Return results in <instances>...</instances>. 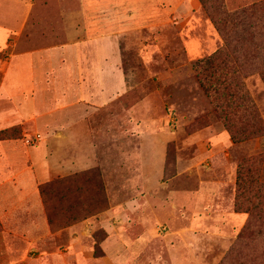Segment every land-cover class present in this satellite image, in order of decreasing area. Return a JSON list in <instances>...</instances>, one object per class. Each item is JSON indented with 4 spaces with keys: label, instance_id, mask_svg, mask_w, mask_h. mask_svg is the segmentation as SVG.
I'll return each mask as SVG.
<instances>
[{
    "label": "rangeland",
    "instance_id": "obj_1",
    "mask_svg": "<svg viewBox=\"0 0 264 264\" xmlns=\"http://www.w3.org/2000/svg\"><path fill=\"white\" fill-rule=\"evenodd\" d=\"M151 8L132 23L133 9L124 8L126 21L108 33L118 36L121 93L102 107L89 103L83 117L67 110L70 142L62 132L38 146H50L54 174L39 187L68 181L69 189H49V217L41 196V214L0 224L8 252L22 253L28 240L32 259L1 264H264V0ZM50 9L3 58L66 30V18ZM226 39L229 51L212 60ZM75 90L68 99L86 95ZM18 131L0 140L24 137ZM38 132H27L28 146L49 140Z\"/></svg>",
    "mask_w": 264,
    "mask_h": 264
},
{
    "label": "crops",
    "instance_id": "obj_2",
    "mask_svg": "<svg viewBox=\"0 0 264 264\" xmlns=\"http://www.w3.org/2000/svg\"><path fill=\"white\" fill-rule=\"evenodd\" d=\"M53 1L0 0V133L19 128L18 133L24 136L0 140V224L4 228L11 222L17 223L20 215L41 214L39 185L54 174L49 162L50 146L39 149L38 146L52 142L55 135L62 132L68 135L65 138L70 142L75 118H65L66 111H77L75 108H78L81 110L78 116L83 117L91 109L89 103L105 106L110 98L122 91L123 76L119 61L114 57L119 53L114 40L118 36L108 33L126 21L124 8L133 9L127 22L145 21L153 13L152 8L148 9L149 5L156 2L171 5L174 0H73L74 5L66 4L69 0ZM42 8H51L48 12L53 17L66 18V30L54 29L46 36H40L45 47L3 58L2 54L10 46L29 41L26 33L33 22L43 20ZM53 17L51 19L55 21L56 17ZM60 35L67 43L55 44ZM15 38L18 42L10 45ZM40 55L43 60L37 62L34 57ZM25 60H28L27 64ZM43 61L47 66L42 67ZM24 70L28 71L33 87L29 91L23 79L26 76ZM73 87L76 93L82 91L86 95H76V100L68 99ZM39 130L46 132L49 140L42 137L36 146H28L25 136L31 132L39 133ZM22 242L29 245L28 249L11 254L8 252L12 251L10 239L0 238V264L31 261V245L28 240ZM36 257L42 260L44 255Z\"/></svg>",
    "mask_w": 264,
    "mask_h": 264
},
{
    "label": "trees",
    "instance_id": "obj_3",
    "mask_svg": "<svg viewBox=\"0 0 264 264\" xmlns=\"http://www.w3.org/2000/svg\"><path fill=\"white\" fill-rule=\"evenodd\" d=\"M254 7H257V6H254ZM229 47H231V44L229 42V39H226V41L224 42V46L222 49L220 50H217L216 53L214 55H216V57L212 60L214 61H217L218 59H220L221 57H223L228 51H229ZM5 133H7L5 131ZM0 134H4V132L0 133ZM70 185V183H69ZM53 187L55 188H61V189H66L68 190L69 189V186H68V181H63V182H60V181H57V182H52L50 184H46V185H43L41 187H39V192H40V195L42 196L43 198V202H44V205H45V210L47 211V215L49 217L50 215V209L49 207L47 206V201H46V195H47V192L49 191V189H53ZM65 190V191H66Z\"/></svg>",
    "mask_w": 264,
    "mask_h": 264
}]
</instances>
